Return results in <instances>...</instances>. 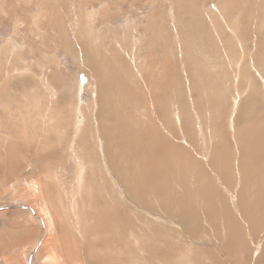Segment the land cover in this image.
<instances>
[{
    "label": "rangeland",
    "instance_id": "obj_1",
    "mask_svg": "<svg viewBox=\"0 0 264 264\" xmlns=\"http://www.w3.org/2000/svg\"><path fill=\"white\" fill-rule=\"evenodd\" d=\"M2 205L0 264H264V0H0Z\"/></svg>",
    "mask_w": 264,
    "mask_h": 264
},
{
    "label": "bare ground",
    "instance_id": "obj_2",
    "mask_svg": "<svg viewBox=\"0 0 264 264\" xmlns=\"http://www.w3.org/2000/svg\"><path fill=\"white\" fill-rule=\"evenodd\" d=\"M17 202H19V203H21L22 205L24 204V205H26L27 207H30L29 208V213H30V215H29V217L30 218H32V219H34V221H43V219H42V217L40 216V214L39 213H37L33 208H32V206L31 205H28V204H26L25 203V200L24 199H22L21 198V200H17V201H13L12 202V204L14 205H16L17 204ZM10 205H2V206H0V209H5V208H7V207H9ZM36 215H35V214ZM44 222V221H43ZM189 230V229H188ZM36 245V242L35 243H33V245L30 247V249L27 251V253L25 254L26 255V262L27 261H29L28 260V254L30 255V250H32V248L34 247ZM32 259V258H31ZM45 261H46V263L47 264H62V263H60V262H58V255H57V253H56V251L54 250V249H52L51 250V252L48 254V255H46L45 256ZM35 264V263H34Z\"/></svg>",
    "mask_w": 264,
    "mask_h": 264
},
{
    "label": "water",
    "instance_id": "obj_3",
    "mask_svg": "<svg viewBox=\"0 0 264 264\" xmlns=\"http://www.w3.org/2000/svg\"><path fill=\"white\" fill-rule=\"evenodd\" d=\"M7 208H8V207H7ZM34 214H35V213H34ZM35 215H36V214H35ZM42 230H43V228H42ZM40 241H41V239H39V241H38L37 245H39Z\"/></svg>",
    "mask_w": 264,
    "mask_h": 264
}]
</instances>
